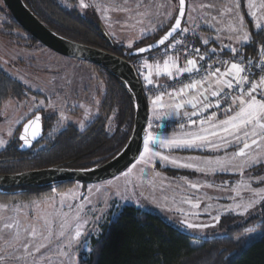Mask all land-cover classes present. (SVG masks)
Returning <instances> with one entry per match:
<instances>
[{
	"label": "rangeland",
	"instance_id": "rangeland-1",
	"mask_svg": "<svg viewBox=\"0 0 264 264\" xmlns=\"http://www.w3.org/2000/svg\"><path fill=\"white\" fill-rule=\"evenodd\" d=\"M57 1L63 8L70 11L77 10L80 15L92 20L98 17L114 40L127 48L146 41L149 32H143L144 26L139 25L138 21L145 15L146 10L148 11L146 13H150L149 10L154 7L155 2L159 11L164 17L166 16L164 20L169 13L174 14L171 21H174L177 15L179 4L178 0H84L89 6L82 8L80 0ZM237 2L238 9L233 6V0H187V12L182 28H188L189 31L180 33L195 34L202 42L206 39L208 43H212L211 48L219 52L230 50L229 45L237 50L240 49L247 42H239L229 31L228 25L235 23L234 17L238 12L245 22V31L252 38L250 28L256 31L264 29V24L259 29L255 27L256 20H264V0H237ZM251 12H255L256 17L251 16ZM10 21L9 13L0 0V68L20 82L25 91L23 98L10 95L0 107V140L4 141L0 150L6 148L12 141L18 140L23 122L38 110L54 116L52 117L53 132L63 130L69 125L85 130L102 111L101 102L107 83L102 71L88 62L62 55L45 45L35 43L29 39L26 31L10 25ZM173 21L163 23L161 29L170 27ZM113 23L117 26L110 28L109 25ZM155 33L157 32L153 34ZM257 98L260 97L257 95ZM210 100L213 101V97ZM41 101L43 104L40 103ZM225 118V110L217 112V120ZM115 126L116 117L112 114L107 120V128L112 133ZM193 130L195 127L159 128L152 131L149 122L146 127L147 133L151 131L167 135L173 133L179 135ZM239 147H242V144L233 143L218 149L203 147L168 150L157 147L154 150L178 158L181 162H188L189 158L215 159L231 156ZM253 149L260 151L255 146ZM138 161L139 158L124 172L105 181L54 186L29 198L0 197V204L9 205L7 208L0 207V229L4 220L10 217L18 218L22 224L37 225L50 219L53 243L47 244L45 241L47 247L42 248L40 253L33 251V255L39 259L43 254L47 258L45 264H73V262L82 264L92 251L91 238L100 233L103 225L109 223L126 204L156 212L180 230L196 237H205L225 232L221 227L224 217L226 219L224 222L228 224L240 223L242 219L257 214L260 205L264 202L259 197H254L245 184H241V181H244L250 184L252 189H264V169L259 174H256L258 172L256 169L251 173L248 172L251 167L245 168L243 173L234 169L200 172L192 168L178 167L158 158L147 166ZM262 162L264 158L252 167ZM158 166L162 169L159 170ZM165 168L170 169L171 172L164 171ZM129 169H132L131 173ZM125 173L129 174L125 175ZM188 182L203 187L193 189ZM238 184L239 195H237ZM253 199H255L254 205L246 212L242 208L238 210L234 207L235 204ZM197 201L199 208L193 207ZM69 204L72 205L71 211L68 208ZM81 205L83 207L80 216L83 218L82 223L83 221L86 223H83L81 237L74 240L71 248H68L66 241L56 238L60 228V217L48 214L63 212L71 218ZM216 216L220 217L218 222L214 219ZM185 222L206 224L208 227L189 228ZM74 227L73 222L69 229L73 234ZM258 235L259 231L254 230L249 239ZM4 239L9 237L5 234ZM58 245L64 246L63 250L70 253L71 259L59 255ZM3 246L4 241L0 240V248ZM22 254L20 251L15 253L17 257ZM30 261L31 258L29 264ZM10 264L16 262L10 258Z\"/></svg>",
	"mask_w": 264,
	"mask_h": 264
},
{
	"label": "trees",
	"instance_id": "trees-1",
	"mask_svg": "<svg viewBox=\"0 0 264 264\" xmlns=\"http://www.w3.org/2000/svg\"><path fill=\"white\" fill-rule=\"evenodd\" d=\"M24 1L56 32L125 58H128L132 49L157 39L169 28L159 30L148 36L146 41L127 48L114 40L98 17L92 20L80 15L77 10L65 9L57 0ZM5 9L10 16V25L23 29L6 6ZM250 30L252 38L235 53L264 57L260 52V48L264 46V29ZM28 35L30 40L40 43L30 33ZM189 36L205 50L212 46V43L204 44L195 34ZM222 53L235 54L230 50H223ZM150 54L152 53L131 56L130 60L136 66L138 59ZM92 65L102 71L107 81L100 116L85 130L69 125L63 130L53 132L54 116L43 111L46 116L44 137L28 151L18 149L17 139L0 150V173L48 166H95L108 161L121 150L133 128V95L117 76L98 65ZM10 95L23 98L24 87L0 68V107ZM112 114H115L116 126L111 133L107 128V120ZM158 169L161 170V166ZM255 169L258 171L256 174H259L264 169V162L251 167L248 172ZM163 170L171 172L170 169ZM73 183L75 182L54 186ZM54 186L9 188L0 191V197L29 198ZM224 220L225 217L221 221L224 233L196 237L180 230L156 212L126 204L109 223L103 225L100 233L91 238L92 251L82 264H264V202L257 214L242 219L240 223L228 224ZM254 230H258L259 235L249 239Z\"/></svg>",
	"mask_w": 264,
	"mask_h": 264
},
{
	"label": "snow or ice",
	"instance_id": "snow-or-ice-1",
	"mask_svg": "<svg viewBox=\"0 0 264 264\" xmlns=\"http://www.w3.org/2000/svg\"><path fill=\"white\" fill-rule=\"evenodd\" d=\"M80 6L82 8H87L89 5L86 4L84 0H80ZM233 6L236 9L239 8L237 0H233ZM185 7L186 0H179V18L175 19L174 25L156 42V44L148 45L146 48L139 49V51H148L158 45H165V42H170L173 49L176 48L177 44L183 46L182 40L171 42L170 38H173V34L178 30L183 32L189 31L188 28H182L181 26V19L185 16ZM208 7H211V5H208ZM227 10L231 11V9ZM169 15H171V13H169ZM250 15L256 17L255 12H251ZM234 20V24L229 23L228 25L229 31L233 33L239 42H249L251 37L250 34L245 31L243 17L237 12ZM262 24H264V20L258 19L256 20L255 27L259 29ZM204 44H208V40L205 39ZM229 48L232 52H237V49L230 45ZM192 51L198 54L200 49L194 48ZM212 51L214 53L215 49ZM260 52L264 54V46L260 48ZM199 59L203 60L205 57L200 56ZM144 66L149 70L148 75L145 77L149 84L153 83L151 71L153 67L157 74H166L169 77H172L174 73L183 74L199 71L196 58L187 59L185 66L180 67L178 57L174 58L171 55L167 56L163 64L156 63L152 65L149 64L148 61H145ZM246 72L247 69L242 59L240 62H229L223 72H221L219 67H216L213 71L211 70V65H209L208 70H206V75L200 80H192L178 90L173 89L171 93H168L173 99L172 104L166 106L162 102L165 93L158 95L153 103L159 104L161 109L168 107L171 108L173 112H178V110L184 109L187 105L194 109V111L191 113L185 112L184 115L195 117L201 116L202 113L206 112L209 108H219L221 102L219 98L224 93L225 88L233 89L235 87L238 89V95L228 97L227 94H225V99H230L231 104L225 109L226 118L223 120H217V113L212 112L206 119L201 118L199 121L196 119H189L188 123L195 127L193 131L182 132L179 135L175 133L167 135L153 133L151 131L148 132L143 141V152L140 154L138 163L147 166L158 158L178 167L192 168L200 172H215L217 170L228 171L234 169L241 173H243L245 168L252 167L254 164L259 163L260 160L264 158V76H260L258 82L250 81ZM205 84H207L208 87H205ZM244 85H247V89H245ZM210 88L212 89L211 91H209ZM191 92H195V94L190 95ZM257 95H259L260 98H257ZM209 96L217 98L214 104L209 102ZM40 103L43 104V101ZM197 108H199V111H195ZM168 114L170 113L165 112V115ZM61 116H63V113H61ZM40 121L41 117L36 115L34 120L29 121V124L25 125L26 134L21 137L25 144H29L31 139H34L39 134ZM33 125L32 135L29 137L27 132L29 127ZM149 128H151V124H149ZM180 128L184 129L185 125L181 124ZM233 143L242 144V147H239L238 151L232 153L231 156L215 159L189 158L188 162H181L178 158L164 155L162 151L154 150L157 147L168 150L203 147L218 149L220 147L230 146ZM3 144L4 141L0 140V146ZM253 146H255L256 149H260V151L254 150ZM134 167L135 165L133 168ZM131 172L132 169H129V173ZM129 173H125V175ZM143 174V169H141V175ZM188 183L193 189L203 187V185L197 183ZM241 184H245L248 190L253 193L254 197H259V199L264 200V189H252L250 184H246L244 181H241ZM208 187H211V185H208ZM239 188L240 185L238 184L237 195H239ZM118 194L119 193H117V195ZM185 202L190 203L191 201ZM61 203H63V201H61ZM254 203L255 199L235 204L234 207L238 210L242 208L243 211L246 212ZM0 207L7 208L9 205L0 204ZM82 207V205L78 207L71 218H69L67 213L63 212L48 214L49 216L55 214L60 217V228L56 238H62L63 241H66V247L68 248H71L73 241L82 235L83 223H86V221L82 223L83 218L80 216ZM193 207L199 208V202L197 201ZM68 208L71 211L72 205L69 204ZM214 219L218 222L220 217L216 216ZM73 222L75 223L74 234L69 231ZM185 223L189 228L208 227L206 224ZM5 234L9 239H4ZM0 240L4 241L3 248H0V264H10V258L12 261H15L16 264H29V258H31L30 264H45L47 258L41 254V258L38 259L33 255V251L40 253L42 248L47 247L45 241H47V244L53 243L51 220L46 219L45 222L40 225L33 223L22 224L18 218L10 217L3 222V227L0 229ZM63 247L64 246L58 245L57 251L59 255L71 259L70 253L64 251ZM17 251L23 254L17 257L15 255Z\"/></svg>",
	"mask_w": 264,
	"mask_h": 264
},
{
	"label": "water",
	"instance_id": "water-1",
	"mask_svg": "<svg viewBox=\"0 0 264 264\" xmlns=\"http://www.w3.org/2000/svg\"><path fill=\"white\" fill-rule=\"evenodd\" d=\"M2 1L20 26L35 37L41 44L62 55L98 65L122 80L134 98V122L127 142L121 150L108 161L100 165L82 168L48 166L11 173H0V191L23 186H54L66 182L96 183L111 179L124 172L139 158L143 150V141L147 135L146 127L149 122L147 95L143 89L141 77L130 60V57L149 54L163 47L164 45H158L145 52L139 51V49L146 48L148 45L156 44V42L169 31L174 25L175 19L179 18L178 12L173 23L162 35L151 42L132 49L128 54V58H125L102 48L73 40L56 32L47 26L24 0ZM186 12L187 0L185 15ZM184 18L185 16L181 19V26H183ZM180 32L181 31L178 30L174 33L173 38ZM173 38H170V40ZM167 43L169 42H165V45ZM36 115L41 117L40 132L34 139H31L29 144H25L24 140L21 139V137L26 134L25 125H28L29 121L34 120ZM33 127L34 125L30 126L28 129L27 135L29 137L32 135ZM45 132L44 114L42 111H38L23 123L18 137L20 141L18 149L21 151L30 150L44 137Z\"/></svg>",
	"mask_w": 264,
	"mask_h": 264
},
{
	"label": "built area",
	"instance_id": "built-area-1",
	"mask_svg": "<svg viewBox=\"0 0 264 264\" xmlns=\"http://www.w3.org/2000/svg\"><path fill=\"white\" fill-rule=\"evenodd\" d=\"M175 40H182L183 46L177 44L176 48L173 49L171 47V43H167L165 46H163L161 49L152 52L150 55L146 56H152L156 60H165L167 59V56L171 55L174 58L178 57L185 58V59H191L196 58L198 61V72L193 73H183V74H177L176 76L172 77L170 80H167L166 82H163L162 84H149L148 82H142L143 89L145 91L146 95H154L158 96L161 93H169L173 89H178L183 87V85L190 83L192 80H200L203 76L206 75V70H208L209 65H211V70L214 71L216 67H219L221 69V72L225 70L226 65L229 62H240L241 59L243 60V63L247 69L246 74L248 75V78L250 81H259L260 76H264V57L256 58L254 56H246L244 54H224L222 52L216 51L213 53V48H209L208 50H205L199 46L193 38H191L188 34L178 33L171 42H175ZM198 48L200 49V52L198 54L193 53V49ZM187 53V55H186ZM203 56L205 59L200 60L199 57ZM136 69L141 77V74L144 70V65L142 62V59H138L136 63ZM142 80V79H141ZM245 89H247V85H244ZM225 94H227L228 97L238 95V89H224V93L219 98L220 99V107L221 109L227 108L228 104L231 103L230 99H225ZM259 96V95H258ZM217 98H213V101L216 102ZM209 101H212L209 99ZM214 108V107H213ZM213 108H209L206 112H203L201 116H185L183 114H180L176 119L174 120H167V121H161L157 123V126L161 129L171 128V127H180L181 124H184L185 127H190L191 125L188 123L189 119H196L199 121L201 118H207L211 115L212 112H215L217 110H214ZM195 111H199V108L195 109Z\"/></svg>",
	"mask_w": 264,
	"mask_h": 264
},
{
	"label": "crops",
	"instance_id": "crops-1",
	"mask_svg": "<svg viewBox=\"0 0 264 264\" xmlns=\"http://www.w3.org/2000/svg\"><path fill=\"white\" fill-rule=\"evenodd\" d=\"M149 11H150V13H146V12H148L146 10L145 15H143L142 18H139V21H138L139 25L144 26L143 27L144 28L143 32H145V33L149 32L148 36L152 35L154 32H158L159 30H162L161 28L163 26V23H165V22L169 23V22L173 21V20L171 21V19L174 16V14H171V15L168 14V17L166 18V20H164V18L166 16L164 17L163 14L159 11V8H158V5H157L156 2L154 3V7L151 8V10H149ZM109 26H110V28H112L114 26L116 27L117 24L113 23V24H111ZM141 59H142L143 65H144L145 61H148V63L152 64V65H155L156 63L163 64V61H164V60H156L152 56H144ZM186 60L187 59H185L183 57L179 58L180 67H184L185 66ZM151 71H152V80H153L152 84H155V85L162 84L163 82H166L167 80H170L172 77L177 75V74L174 73V75L172 77H169L166 74H157V72H156L154 67H153V69ZM148 72H149V70L147 68H145V66H144V70H143V72L141 74L142 82H147L145 77L148 75ZM205 87H208V85L205 84ZM213 87H214V83H213ZM211 90L212 89L210 88L209 91H211ZM172 91H170L169 93H171ZM194 94H195V92H191L190 93V95H194ZM209 97L211 98V96H209ZM209 97H208V100L210 99ZM155 98H156V96H154L152 94L148 95L149 124H151L152 131H155V130H157L159 128L157 126V123H159L161 121L174 120L180 114L184 115L185 112L191 113L192 111H194V109H192L190 106H187V105L185 106L184 109L178 110V112H173V110L171 108H168V107H165L164 109H161L159 107V104H154L153 103ZM162 102L167 106V105H170V104L173 103V99L167 93V94L164 95ZM209 102H211L213 104L215 103V101H209ZM228 106H229V104H228ZM214 108H213L214 110H217V111H215L216 113L217 112H221V111L226 109V107L223 108V109L216 108V107H214ZM233 108H235V106H233ZM151 111H152V115H151ZM165 112L170 113V114L165 115ZM192 127H194V126H190L189 128H192Z\"/></svg>",
	"mask_w": 264,
	"mask_h": 264
},
{
	"label": "flooded vegetation",
	"instance_id": "flooded-vegetation-1",
	"mask_svg": "<svg viewBox=\"0 0 264 264\" xmlns=\"http://www.w3.org/2000/svg\"><path fill=\"white\" fill-rule=\"evenodd\" d=\"M25 31H26V30H25ZM38 111H42V110H38ZM38 111H37V112H38ZM42 112H43V111H42ZM43 114H44V113H43ZM33 115H34V114H33ZM31 116H32V115H31ZM31 116H30V117H31ZM30 117H29V118H30ZM45 118H46V116L44 115V123H45ZM26 120H27V119H26ZM26 120H25V121H26ZM23 123H24V122H23ZM22 125H23V124H22ZM45 128H46V127H45ZM45 133H46V132H45ZM17 141H18V143H17V144H20V141H19V139H18Z\"/></svg>",
	"mask_w": 264,
	"mask_h": 264
}]
</instances>
